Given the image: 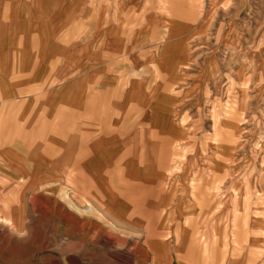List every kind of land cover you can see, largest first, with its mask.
<instances>
[{
  "label": "rangeland",
  "instance_id": "1",
  "mask_svg": "<svg viewBox=\"0 0 264 264\" xmlns=\"http://www.w3.org/2000/svg\"><path fill=\"white\" fill-rule=\"evenodd\" d=\"M40 18L44 27L59 28V36L70 28L64 38L70 48L88 52L105 44L104 35L119 38L120 56L109 59L122 65L119 86L126 93L130 79L140 82L133 106L122 99L124 109H138L124 114L132 120L126 130L139 136L128 151L150 168L158 164L166 179L154 199L165 200L153 214L143 206L153 202L148 186L126 189L117 220L103 197L71 174L29 184L0 157V169L14 175L0 171V264H160L173 251L177 264L180 254L190 264H221L223 255L224 264H264V0H0L2 37L16 23L39 30ZM44 30L39 38L49 43ZM9 66L8 81H18ZM54 82L59 79L48 87ZM5 106L3 99L0 123L15 132L19 109L6 114ZM35 120L28 117L27 129ZM37 140L41 148L44 141ZM184 219L204 236L190 252ZM173 258L162 264H175Z\"/></svg>",
  "mask_w": 264,
  "mask_h": 264
},
{
  "label": "crops",
  "instance_id": "2",
  "mask_svg": "<svg viewBox=\"0 0 264 264\" xmlns=\"http://www.w3.org/2000/svg\"><path fill=\"white\" fill-rule=\"evenodd\" d=\"M68 14L70 16L71 12ZM8 15H4L6 23L11 22V14ZM43 20L39 19L41 23L39 30L43 31L44 28V32L50 30L49 43H44L43 39L39 38V36H45H41L35 23L30 24L31 26H27V28L21 26L23 23H16L18 27L16 26L12 31L13 34L3 35L4 37L0 34V41H2V43L0 42V53L3 56L1 59L0 55V96L6 103L3 110L9 114L11 111L19 109L16 116L20 122L17 131L11 132L6 125L1 124L3 119H1L2 116L0 117L1 163L3 167L17 168L18 176H14L8 168L0 169V171L15 178L25 175L29 184L36 182L38 185L52 180H64L65 173L71 174L72 179L83 183L84 187L91 191L90 194L103 197V206L108 214L117 220L122 218L121 214L125 210L124 190L142 189L145 191L143 189L148 186L153 202H148V205L143 206H148V211L153 214L159 212L156 209L162 207L165 197L158 201L154 197L155 193L158 194L163 188L165 174L160 175L163 172L161 173L158 164L154 168H150L141 159L139 161L134 159V154L129 152V146L127 147L128 143L137 141L139 136L137 133H129L130 131L126 130L128 129L126 122H132V120L124 121V114L138 109H124L122 99L123 96H126L127 104L125 106H133V100H138L140 96L138 93L140 82L138 78L130 79L128 81L130 87L126 93H123L122 87L119 86L118 79L121 78L122 65L119 61L109 62L110 58L116 59V55L120 56L121 46L116 43L119 38L114 36L112 39L111 34L104 35L102 41L105 44H94L88 52L84 47L70 48L69 45L64 44L66 41L64 38L66 36L69 38V35L72 34L71 29L67 28L69 35L62 30L64 34L59 36L61 30L54 28L53 24H50L51 28H46L49 27L48 24H45L44 27ZM14 42L16 43L14 44ZM20 54L23 55V58ZM10 62L14 64L12 69L18 73V81H8ZM114 63L118 65V68L115 65L112 67ZM113 70H119V73ZM56 78L59 79V82H54L48 87L49 82L55 81ZM34 86H37V89L34 90ZM21 101H23L22 104L17 107ZM141 110L143 113L145 109L141 108ZM33 115L36 117L34 127L27 129L28 117ZM162 115L170 117L168 114ZM151 116L156 115L152 114ZM167 122L169 123L170 120ZM164 129L167 131L165 127ZM16 132L20 134L17 135L20 138L15 136ZM167 135L168 133H166ZM38 138L44 141L41 148L34 143L39 141ZM165 140L169 141L170 139L166 138ZM30 141H33L34 149H32L33 143L26 144ZM163 148L166 150L169 147L163 146ZM19 149L24 153L20 154ZM176 164L175 161L173 166ZM171 168L172 170L167 176L169 178L175 174L172 172L175 167ZM183 168H185V164H183ZM177 181L179 184L183 182L182 186L185 185L184 177L182 180L177 177ZM178 189L180 190L181 187ZM141 210L145 211L144 208ZM195 218L196 215L193 219ZM178 222L177 227L180 229L182 224L180 221ZM183 223L186 226L182 233V239L187 241L188 238H193L187 241V243L190 242L189 245L186 243L185 249L190 252L194 250L193 247L196 248L198 241L202 242V239L199 238L203 235L198 237L197 232L195 230L193 232V220L187 222L184 219ZM170 227H175V225ZM236 235L238 236V233ZM218 238L216 235L214 236L215 243ZM147 239L149 246L158 242L154 235L153 239L150 235ZM169 240L171 241L173 238ZM174 243L172 241L171 245ZM172 248L174 249L173 246ZM175 253L173 251L168 257L163 258L160 264L170 260L173 256L175 264H177ZM224 257L223 255L217 263L224 264ZM178 259L179 264H190L191 262L186 255L182 254ZM235 262L231 264H236Z\"/></svg>",
  "mask_w": 264,
  "mask_h": 264
},
{
  "label": "bare ground",
  "instance_id": "3",
  "mask_svg": "<svg viewBox=\"0 0 264 264\" xmlns=\"http://www.w3.org/2000/svg\"><path fill=\"white\" fill-rule=\"evenodd\" d=\"M1 217V216H0ZM13 223V222H12ZM3 236V235H2Z\"/></svg>",
  "mask_w": 264,
  "mask_h": 264
}]
</instances>
